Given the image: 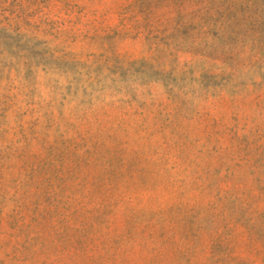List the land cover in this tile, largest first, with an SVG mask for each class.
<instances>
[{"label": "rangeland", "instance_id": "1", "mask_svg": "<svg viewBox=\"0 0 264 264\" xmlns=\"http://www.w3.org/2000/svg\"><path fill=\"white\" fill-rule=\"evenodd\" d=\"M0 264H264V0H0Z\"/></svg>", "mask_w": 264, "mask_h": 264}]
</instances>
